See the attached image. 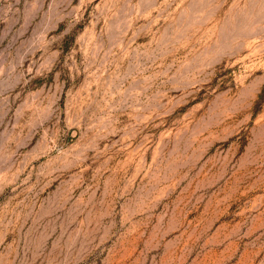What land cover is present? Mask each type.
I'll list each match as a JSON object with an SVG mask.
<instances>
[{"label":"rangeland","instance_id":"1","mask_svg":"<svg viewBox=\"0 0 264 264\" xmlns=\"http://www.w3.org/2000/svg\"><path fill=\"white\" fill-rule=\"evenodd\" d=\"M0 264H264V0H0Z\"/></svg>","mask_w":264,"mask_h":264}]
</instances>
